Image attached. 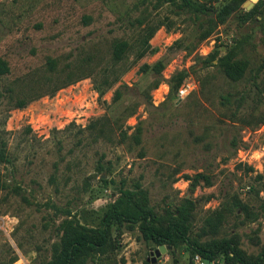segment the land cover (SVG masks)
<instances>
[{"label":"rangeland","instance_id":"374dc122","mask_svg":"<svg viewBox=\"0 0 264 264\" xmlns=\"http://www.w3.org/2000/svg\"><path fill=\"white\" fill-rule=\"evenodd\" d=\"M187 1L204 9L0 0V60L9 67L0 75L9 160L0 163V264H50L124 190L162 219L192 202L191 241L227 239L264 264V0L248 11V0ZM119 42L126 49L116 61ZM231 50L244 65L236 80L218 66ZM81 73L90 77L55 90ZM9 90L25 107H10ZM110 231L107 247L80 264H193L180 242L147 261L157 246L139 224Z\"/></svg>","mask_w":264,"mask_h":264},{"label":"trees","instance_id":"16d2710c","mask_svg":"<svg viewBox=\"0 0 264 264\" xmlns=\"http://www.w3.org/2000/svg\"><path fill=\"white\" fill-rule=\"evenodd\" d=\"M158 3H167L170 6H177L181 9L193 13L202 11V6H197L190 1L184 0L183 5H176V0H157ZM201 13V12H200ZM229 14L218 16V22H223L227 19ZM126 49V44L123 42L116 43L113 46V58L118 61L122 58ZM234 50L229 51L224 57L218 60V66L221 71L229 78L236 80L240 78L244 70V65L234 62ZM160 64H155L153 69H157ZM144 66L143 69H146ZM47 69L50 72H55L56 61L54 59L47 60ZM9 67L6 62L0 60V75L7 74ZM159 73V72H156ZM73 76V75H72ZM90 77V74L84 73L77 76L67 78L63 84L57 85L55 90L70 85L79 79ZM179 81L176 82L174 89L178 88ZM13 90H9L7 103L12 108H23L29 100L23 97H12ZM52 93V92H51ZM38 97L40 94H36ZM119 94H115V101L118 100ZM13 103V104H12ZM7 150L5 142L0 136V163H8ZM194 208L192 202L185 200L177 210V218L175 219H162L155 216L152 211L135 201L134 192L124 190L115 202L110 205L104 214L101 216L98 225L94 227H81L80 230L75 231L68 239L62 252L50 264H80L83 256L102 250L107 247L111 239V226L114 224L130 223L139 224V230L146 241H150L158 246L174 247L178 242L183 243L190 248L192 255H199L202 259H207L212 262L215 258L221 257L225 262L232 264H258L260 259L251 261L243 256L237 250L233 242L227 239L212 241L205 244L191 241L188 236V216L189 212Z\"/></svg>","mask_w":264,"mask_h":264},{"label":"water","instance_id":"95a60500","mask_svg":"<svg viewBox=\"0 0 264 264\" xmlns=\"http://www.w3.org/2000/svg\"><path fill=\"white\" fill-rule=\"evenodd\" d=\"M258 0H248L243 4V7L245 10H250L254 3H256ZM170 247L166 246H158L157 249H155L153 252L150 253V256L152 257L150 260L147 259V261H150L151 263H154L157 258L160 257L161 254L166 253L168 250H170ZM205 264H209V261L207 259L204 260Z\"/></svg>","mask_w":264,"mask_h":264},{"label":"built area","instance_id":"2783aa9c","mask_svg":"<svg viewBox=\"0 0 264 264\" xmlns=\"http://www.w3.org/2000/svg\"><path fill=\"white\" fill-rule=\"evenodd\" d=\"M180 93H182V91H180ZM192 261L193 264H205L204 259H202L199 255H194ZM209 264H232V263L225 262L223 259L218 257L215 258L212 262L209 261Z\"/></svg>","mask_w":264,"mask_h":264}]
</instances>
